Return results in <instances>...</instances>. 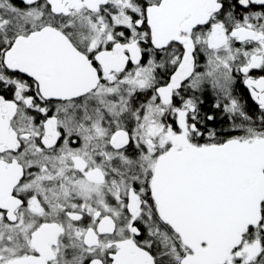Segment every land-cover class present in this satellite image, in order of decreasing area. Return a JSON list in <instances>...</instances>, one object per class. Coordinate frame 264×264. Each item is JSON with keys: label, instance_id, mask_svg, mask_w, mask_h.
I'll return each instance as SVG.
<instances>
[{"label": "snow or ice", "instance_id": "snow-or-ice-1", "mask_svg": "<svg viewBox=\"0 0 264 264\" xmlns=\"http://www.w3.org/2000/svg\"><path fill=\"white\" fill-rule=\"evenodd\" d=\"M0 264H264V0H0Z\"/></svg>", "mask_w": 264, "mask_h": 264}]
</instances>
